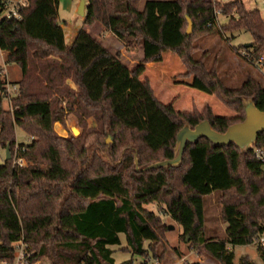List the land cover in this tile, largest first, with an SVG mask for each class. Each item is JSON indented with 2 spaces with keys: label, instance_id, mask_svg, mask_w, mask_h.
<instances>
[{
  "label": "trees",
  "instance_id": "1",
  "mask_svg": "<svg viewBox=\"0 0 264 264\" xmlns=\"http://www.w3.org/2000/svg\"><path fill=\"white\" fill-rule=\"evenodd\" d=\"M59 2L29 0L21 19L0 20L5 47L23 39L27 57L25 65L8 71L9 83L17 85L11 109L2 107L6 81L0 66V146L12 151L16 127L33 137L19 143L30 164L0 163V261H11L19 243L28 263L47 257L50 264H138L132 258L117 263L110 246L119 245L124 234L129 252L153 254L164 213L197 249L220 264H234L233 247L252 244L264 231V170L253 148L216 147L202 137L186 144L178 167L137 171L132 161L134 152L140 164L172 158L185 121L193 127L206 118L217 131L242 121V98L264 109V85L248 79L239 88L227 87L216 68L208 67L205 52L195 57L194 42L203 34L244 29L252 40L242 47L254 63L264 54L259 10L242 0H146L142 7L140 0H85L84 25L103 24L127 48L141 43L143 57L129 67L84 28L66 44L57 21ZM218 14L227 22L219 23ZM189 21L192 30L186 33ZM165 51L176 54L184 75L192 76L188 86L216 95L236 115H216L209 106L180 112L159 101L142 74L148 62L162 61ZM60 99L67 112L93 115L101 124L99 133L133 134L131 156H123L117 167L92 161L79 167L85 151H77L78 137H60L53 130V123L62 121L63 109L55 105ZM254 146H264V131ZM212 192L221 195L225 222L224 236L215 240L204 235V197ZM150 203L158 205L157 212L146 207ZM257 248L264 259V248ZM239 264L253 263L242 256Z\"/></svg>",
  "mask_w": 264,
  "mask_h": 264
},
{
  "label": "rangeland",
  "instance_id": "2",
  "mask_svg": "<svg viewBox=\"0 0 264 264\" xmlns=\"http://www.w3.org/2000/svg\"><path fill=\"white\" fill-rule=\"evenodd\" d=\"M145 1L140 0V7L143 6ZM218 1L224 2L227 0ZM242 1L247 8L258 9L264 21L263 0ZM78 3L79 0H60L59 2L57 21L63 27L66 44L72 42L74 34L79 28L86 29L92 36L98 39L99 36L108 35L110 31L99 22L84 25L85 13L83 16H80L76 12ZM217 18L219 23L227 22L228 20V17L221 16L220 14H218ZM110 34L112 33L110 32ZM106 40L105 43L108 44L109 51L111 53L117 51L116 54L119 55L125 64L129 63V66L137 61L139 55L142 53L141 43L127 48L113 34ZM251 40V34L244 29L235 30L233 33L226 32L221 34L216 31L214 33L203 34L198 36L194 41L198 45L195 57L199 58L205 52L204 60L208 67L214 66L219 78L231 89L239 88L248 79H255L264 85V67L248 62L246 59V51L242 47V45L250 43ZM130 60L133 62H130ZM3 62L10 64L8 66L9 73L10 71H16V68L22 64H26V45L23 39L11 41L9 47H5L4 41L0 39V63ZM160 65V68L156 67L157 65L148 68L142 77H146L149 80L156 98L162 103H171L176 111L187 113L201 112L205 106L214 103V110L209 106L213 114L227 117L236 115L234 109L225 105L216 95L206 94L188 86L186 83L191 81L192 76L184 75L186 68L173 52L165 51ZM0 66L2 67V64ZM69 86L77 89L72 81L69 82ZM4 100L8 99L5 97ZM7 104L9 108L6 104H4V108L11 109L10 100L7 101ZM55 105L63 109V115L62 121L53 123L54 133L64 138L78 137L76 140V149L77 151H81L83 148L85 151L83 153V160L81 161L80 159L77 163L79 167L83 168L90 161L94 165L102 162L108 167H117L123 159V156H131V148L136 144L133 140V134L124 131L118 136L117 133H112L108 130L99 133L101 124L93 115L88 116L85 114H77L76 112H67L64 99L58 100ZM73 128L78 130L77 134L72 133ZM13 136L16 139L15 144L30 142L33 138L31 135L25 134L19 127L13 130ZM5 148L0 146V163L5 159ZM11 152L10 149V159ZM93 157H95L94 160ZM28 164L30 163L26 160L25 165ZM147 164L138 163L137 157V164L134 163L133 159L132 168L136 170L137 167L140 170V168H144ZM220 198L221 195L217 192H212L204 197V235L214 238L213 240L220 239L224 236L223 201ZM146 207L156 212L158 211V205L155 203L147 204ZM160 216L164 230L160 235V242L154 249V255L150 251L143 255L132 254L127 250L124 234H120V244L110 246L113 250L112 256L117 263L132 258L133 262L138 264H220L203 249H197L193 245L190 236L183 233L178 223L164 213H161ZM169 225H172L171 229L168 228ZM147 244L145 242L144 246L147 247ZM14 246V258L9 262L0 261V264H28L27 256L23 258L22 255L24 254L23 246L19 243H14ZM233 251L234 264H239L242 256H245L253 264H264V259L260 256L257 246L253 243L234 246ZM32 263L50 264V261L47 257H41Z\"/></svg>",
  "mask_w": 264,
  "mask_h": 264
},
{
  "label": "water",
  "instance_id": "3",
  "mask_svg": "<svg viewBox=\"0 0 264 264\" xmlns=\"http://www.w3.org/2000/svg\"><path fill=\"white\" fill-rule=\"evenodd\" d=\"M76 12L83 16L85 13V0H79ZM192 30L191 22H188L186 33ZM251 43L244 44L245 47ZM242 106L244 110V118L242 121L234 122L227 126L224 131H217L211 125L208 119H202L193 127L185 121L183 126L176 134L175 146L173 149V157L170 159H162L147 164L143 170L178 167L182 161V156L187 143H195L199 138H206L214 146L219 147L234 143L241 152L247 151L253 146L257 140L259 133L264 131V109L260 110L256 107L252 98H242ZM73 134H77L76 128L72 129ZM5 159H10L9 146L5 148ZM134 163L137 164V156L135 153ZM136 170L139 169L136 167ZM169 229L172 225L168 226Z\"/></svg>",
  "mask_w": 264,
  "mask_h": 264
},
{
  "label": "built area",
  "instance_id": "4",
  "mask_svg": "<svg viewBox=\"0 0 264 264\" xmlns=\"http://www.w3.org/2000/svg\"><path fill=\"white\" fill-rule=\"evenodd\" d=\"M264 5V0L262 1ZM29 5V0H0V20L1 19H21L22 11L27 8ZM255 65H261L264 67V55H261L256 62ZM1 75L4 77L6 81V98L10 100V95H15L17 93V85L11 84L7 81V72L5 70V66L2 67ZM253 148L254 157L260 162L262 169L264 170V146ZM25 148L20 146L18 143L14 145L11 152V159L13 165L24 166L26 164V159L21 155L24 152ZM253 244H255L259 248H264V231L257 234L253 239ZM227 248H230L227 246ZM23 258H24V254ZM183 262V261H182ZM28 263V261H27ZM33 264V263H28ZM182 264V263H179Z\"/></svg>",
  "mask_w": 264,
  "mask_h": 264
},
{
  "label": "crops",
  "instance_id": "5",
  "mask_svg": "<svg viewBox=\"0 0 264 264\" xmlns=\"http://www.w3.org/2000/svg\"><path fill=\"white\" fill-rule=\"evenodd\" d=\"M106 31V30H105ZM77 32V31H76ZM75 32V33H76ZM106 32H109V31H106ZM75 35V34H74ZM104 36V37H103ZM103 36H99V39L98 38H96L97 40H99L100 42H101V44L104 46V47H106L107 49L109 48L108 47V44H106L105 42L107 41L106 39L107 38H109V37H111L112 36V34H110V32H109V34L107 35V34H105V35H103ZM109 50V49H108ZM117 53V51L115 52V53H113V54H116ZM176 55V54H175ZM177 56V55H176ZM142 57H143V53H141L140 55H139V58H138V60L137 61H135L134 63H132V64H130V66L128 65L129 63H126V65L127 66H129V67H131V66H134L135 64H137V63H139V61L142 59ZM178 57V56H177ZM122 60V59H121ZM163 60V59H162ZM180 60V59H179ZM130 62H133L132 60H130ZM162 61H160V62H148L147 64H146V69L145 70H147L148 68H152V67H155L156 65V67H161V65H160V63H161ZM181 62V61H180ZM0 64H2V67L3 66H5V70H6V72H7V81L9 82L10 81V75H9V73H8V71H9V69H8V66H10V64L8 63V62H3V63H0ZM182 64V63H181ZM23 65V64H22ZM183 65V64H182ZM145 72V71H144ZM144 74V73H143ZM142 74V75H143ZM146 78V77H145ZM12 84V83H11ZM7 101L8 100H3L2 101V107L4 108V104H6L7 105V107L9 108V105L7 104ZM214 103H210V104H208L213 110H214V105H213ZM6 107V108H7ZM5 109V108H4Z\"/></svg>",
  "mask_w": 264,
  "mask_h": 264
}]
</instances>
